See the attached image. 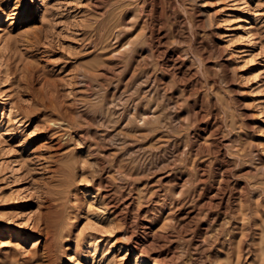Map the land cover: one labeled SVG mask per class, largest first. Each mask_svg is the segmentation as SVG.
<instances>
[{
	"label": "rangeland",
	"instance_id": "rangeland-1",
	"mask_svg": "<svg viewBox=\"0 0 264 264\" xmlns=\"http://www.w3.org/2000/svg\"><path fill=\"white\" fill-rule=\"evenodd\" d=\"M0 264H264V0H0Z\"/></svg>",
	"mask_w": 264,
	"mask_h": 264
},
{
	"label": "bare ground",
	"instance_id": "bare-ground-1",
	"mask_svg": "<svg viewBox=\"0 0 264 264\" xmlns=\"http://www.w3.org/2000/svg\"><path fill=\"white\" fill-rule=\"evenodd\" d=\"M12 22V21H11ZM152 32V31H151ZM128 51V50H127ZM159 54V53H158Z\"/></svg>",
	"mask_w": 264,
	"mask_h": 264
}]
</instances>
